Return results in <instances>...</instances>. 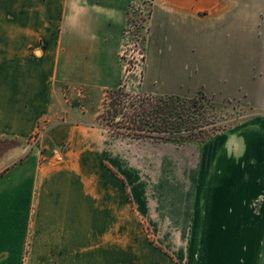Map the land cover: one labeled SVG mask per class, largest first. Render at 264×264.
<instances>
[{
  "label": "crops",
  "instance_id": "obj_1",
  "mask_svg": "<svg viewBox=\"0 0 264 264\" xmlns=\"http://www.w3.org/2000/svg\"><path fill=\"white\" fill-rule=\"evenodd\" d=\"M18 1L23 26L0 33L10 129L29 135L44 117L56 122L43 140L44 163L30 157L21 164L28 171L35 263L191 264L189 239L183 248L170 234L197 232L206 234L201 264L227 258V264H264V206L252 207L254 191L264 186V0L154 1L144 85L161 95H243L253 115L201 146H188L198 151L195 166L182 178L165 167L159 184L149 182L152 194L145 199L137 195L141 171L126 175L119 137L94 124L98 115L88 120L77 113L63 93L97 83L119 87L113 58L129 1ZM151 201L161 208L156 215L146 213ZM142 216L157 243L148 239ZM247 233L255 237L245 244L239 237ZM233 247L240 253L227 257Z\"/></svg>",
  "mask_w": 264,
  "mask_h": 264
},
{
  "label": "rangeland",
  "instance_id": "obj_2",
  "mask_svg": "<svg viewBox=\"0 0 264 264\" xmlns=\"http://www.w3.org/2000/svg\"><path fill=\"white\" fill-rule=\"evenodd\" d=\"M128 1L125 12L126 24L121 34L119 51L117 52V56L113 58V61L116 63L117 78H119L120 83L119 87H117L123 90L122 96L127 101L124 106L130 107L128 111L133 114L130 102L133 97L140 95L161 96V94L155 90L154 92L150 91L151 89L144 85L146 37L155 0ZM17 2L19 3L18 0H0V33L11 32L23 26V19L20 17L22 9L19 8ZM24 22L26 23V21ZM65 27L66 29L68 28L67 24ZM4 79L5 74L0 73V82ZM112 79L115 78L112 77V74L110 76L109 73L107 80L112 81ZM159 79L165 82L164 79L160 77ZM3 86L4 84L0 83V264H36L37 258L33 254L34 250L31 249L34 225L33 216L29 210L31 206V201L29 200L30 192L28 191V185H26L27 181L25 183L24 180L28 176V171L27 169H22L21 164L30 157H36L38 161L35 164L37 166L44 163L42 160L45 155L43 140L48 126L50 127L52 123L56 122L50 119V117H44L38 121L37 127L29 135H26V132L24 135H14L12 129H10L12 124L10 121L12 116L10 97L12 95H10V89ZM110 90H105L102 84L97 83L92 88L86 89L78 87L74 89L70 86V89H64L63 93L66 98L76 103L77 113L81 115L84 112L88 120L98 115V121H94V124L109 125V128L113 127L115 129V125L110 120L99 119L100 114L106 113L105 106L109 105V98L112 96L107 97L109 99H107V102L105 100L107 92ZM162 95L165 96V94ZM202 95H204L207 101L216 104L214 109L209 108L210 112L207 111L206 116L209 120H216L218 129L225 128L226 131H229L253 115V110L244 104L243 95L238 96L235 100H221L208 96L203 92H195L191 96L182 97L193 98ZM105 117L108 118L107 116ZM120 128L123 129V132L126 134L125 136H117L116 133H112L106 129L115 137H119V140L124 144L123 153L126 175L131 178V174L135 168L141 171V183L143 182L144 184H142L140 189L137 188V192L139 191L137 195H141V198H148V195L152 194L149 182H154L152 185L159 184V180L164 178L161 177V170L165 167L177 172L179 175L187 166L189 169H192L197 162L198 151L188 148L187 145H177L130 136L124 130L125 127L122 126ZM27 132L29 133L30 130ZM179 177L182 178V175L180 174ZM261 188L260 192L258 189L256 193L254 191L255 196L252 207L256 212L261 209V205L264 206V186H261ZM189 192L195 195L194 184H191ZM143 203L146 205L147 201ZM149 209L153 215H156L155 210L158 212L161 210V208L156 206L155 201L148 206L146 213H149ZM142 217L148 239L157 243L156 234L150 231L148 218L146 216ZM205 235V233L196 232L182 238L178 232L170 234L172 241L179 246L181 245V247L186 242V239H189L190 252L195 258H193L194 263L190 262L191 264H201L202 262V259L199 257L203 258L202 253L204 249H199V246ZM251 235L252 233H247L246 238L243 237L244 235H241L239 240L247 244L255 237L250 238ZM185 246L186 244L183 248ZM239 251L238 247H233L227 257H237L238 253H240ZM235 252L236 254H233ZM61 262L65 264L63 260ZM227 263L228 258L222 261V264Z\"/></svg>",
  "mask_w": 264,
  "mask_h": 264
},
{
  "label": "trees",
  "instance_id": "obj_3",
  "mask_svg": "<svg viewBox=\"0 0 264 264\" xmlns=\"http://www.w3.org/2000/svg\"><path fill=\"white\" fill-rule=\"evenodd\" d=\"M122 91L118 88L107 92L105 101L108 96L112 97L109 98V105L105 106L106 113L99 115V119L113 122L115 129L109 128V125L103 127L117 136L126 135L120 128L123 126L130 136L177 145L201 146L226 131L225 128L218 129L216 120H209L206 116V112H210L209 108L214 109L216 104L207 101L204 95L193 98L140 95L130 101L133 108L131 114L128 111L130 107L124 106L127 101Z\"/></svg>",
  "mask_w": 264,
  "mask_h": 264
}]
</instances>
